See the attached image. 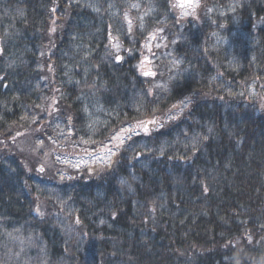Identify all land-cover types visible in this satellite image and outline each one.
Wrapping results in <instances>:
<instances>
[{
    "label": "trees",
    "instance_id": "16d2710c",
    "mask_svg": "<svg viewBox=\"0 0 264 264\" xmlns=\"http://www.w3.org/2000/svg\"><path fill=\"white\" fill-rule=\"evenodd\" d=\"M0 264H264V0H0Z\"/></svg>",
    "mask_w": 264,
    "mask_h": 264
},
{
    "label": "rangeland",
    "instance_id": "374dc122",
    "mask_svg": "<svg viewBox=\"0 0 264 264\" xmlns=\"http://www.w3.org/2000/svg\"><path fill=\"white\" fill-rule=\"evenodd\" d=\"M191 1L194 2L195 5L197 4V2H196L197 0H180V3H185V5H186V4L190 3ZM138 7H139V5H138ZM181 7L185 9V7H187V6H181ZM139 9L141 10V6H140ZM125 13L127 14L126 15L127 20L130 21V23L128 24V27L129 28H133L134 25H135V23H139V18L137 19V16H135V14L131 13L129 9L126 10ZM157 32H158V35H159V33H161V31L157 29V31H155L153 34H155ZM153 37H156V36L154 35ZM157 41H158V38L156 37L155 39H153V40L150 41L149 45L152 46L153 43H155ZM60 161H61V159H60Z\"/></svg>",
    "mask_w": 264,
    "mask_h": 264
},
{
    "label": "snow or ice",
    "instance_id": "6c2138e0",
    "mask_svg": "<svg viewBox=\"0 0 264 264\" xmlns=\"http://www.w3.org/2000/svg\"><path fill=\"white\" fill-rule=\"evenodd\" d=\"M134 7H135V5H134ZM53 31H54V29H53ZM113 47H116L118 49L119 48V44H114ZM41 170H43V169H41ZM37 211H39V209H37Z\"/></svg>",
    "mask_w": 264,
    "mask_h": 264
}]
</instances>
